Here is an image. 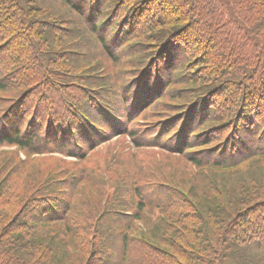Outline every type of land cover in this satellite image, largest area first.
Masks as SVG:
<instances>
[{
  "label": "trees",
  "instance_id": "obj_1",
  "mask_svg": "<svg viewBox=\"0 0 264 264\" xmlns=\"http://www.w3.org/2000/svg\"><path fill=\"white\" fill-rule=\"evenodd\" d=\"M0 91V264H264V0H0Z\"/></svg>",
  "mask_w": 264,
  "mask_h": 264
},
{
  "label": "rangeland",
  "instance_id": "obj_2",
  "mask_svg": "<svg viewBox=\"0 0 264 264\" xmlns=\"http://www.w3.org/2000/svg\"><path fill=\"white\" fill-rule=\"evenodd\" d=\"M72 55H74V54L68 55L66 57H70ZM100 60H102V58L97 57L91 61V64L96 63L97 61H100ZM88 62H89V60L87 58L85 60H83V62H82L83 66L91 65ZM118 67L119 66H117L115 68V70ZM82 79H84V78H82ZM183 86L184 85H181V86L177 85V88H181ZM35 87L36 88L34 90L39 91V88L37 86H35ZM65 87H67V89H65V91H70V90H73L75 88H78V89L83 88V86L78 85V84H75V86H73V84H71L69 86L65 85ZM68 87H70V88H68ZM9 95H11L9 92L0 91V97L3 100L6 99V97ZM166 100L168 101L167 103H169V104L174 103L173 101L169 102L173 99H171V100L166 99ZM176 102L180 103L181 100H176ZM176 106H178V105H176ZM176 106H174V111L176 110ZM128 147H130V146H128L127 143L125 142V140L121 138V135H117V136H114L112 139H110L109 142L102 144L100 147H98L96 150H94L92 152L91 157L95 161H102L103 162L106 159V157L111 153V151L123 150L125 148H127V150H128L129 149ZM139 149H140V151L138 152L137 156H138V158H140L141 165L146 166V170H147L146 171L147 174H145V173L142 174V176L144 178H149L148 180L159 181V182H163V183L167 182V183H170L174 186H175V184L179 185V183L182 182L183 187L185 189L189 190L191 188H195L198 192H201V191L206 192L207 191V190H205V188H207V186H206V184H204L206 182L202 181V179H205L203 177V170H201L200 168H197L194 165L193 166L189 165L186 163V161H180L179 160L180 158H177L176 156L171 155V157H170V154H172V153H170L169 151H168L169 152L168 153L167 151H165V149H160L159 147H146V148H139ZM4 150H8V152H10L12 154L17 153L23 159L27 158V155L25 154V152L21 151L16 146H0V154ZM54 156L65 158V159L72 160V161L74 160V159L67 158V157L60 155V154H56ZM31 158L36 159L38 157L31 156ZM262 164L263 165H255V167L258 168L260 166H264V161L262 162ZM55 167H56V165L53 166V168H55ZM114 169H115L116 173L121 172V170H119V168L114 167ZM245 169H243V170H245ZM45 171L46 172L50 171V167H48ZM240 171H242V170H240ZM113 179L115 181L117 180L116 177H114ZM261 186H264V181L262 183H260V187ZM185 189H184V191L187 192V190H185ZM222 194L224 196H228L230 193L228 191H226L224 193H221V195ZM203 199H204V196H201L200 201ZM139 226L146 228V226L142 222L139 223ZM143 230H147V229H143ZM86 260H87V258H85V261ZM78 263H80V261Z\"/></svg>",
  "mask_w": 264,
  "mask_h": 264
}]
</instances>
